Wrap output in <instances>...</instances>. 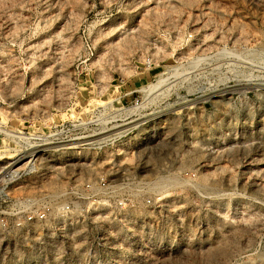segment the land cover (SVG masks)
I'll return each mask as SVG.
<instances>
[{"label":"rangeland","instance_id":"374dc122","mask_svg":"<svg viewBox=\"0 0 264 264\" xmlns=\"http://www.w3.org/2000/svg\"><path fill=\"white\" fill-rule=\"evenodd\" d=\"M1 219L0 264H264V0H0Z\"/></svg>","mask_w":264,"mask_h":264},{"label":"built area","instance_id":"2783aa9c","mask_svg":"<svg viewBox=\"0 0 264 264\" xmlns=\"http://www.w3.org/2000/svg\"><path fill=\"white\" fill-rule=\"evenodd\" d=\"M98 182H96L97 184H95L93 182L88 181L85 184L86 189L89 191V195L94 194L97 186H98V188L102 187L101 185H99L100 183H103L104 185H106L107 181L104 179H101ZM108 185H110V184H108ZM85 187H83V189H85ZM110 187L112 188V187H116V186L110 185ZM107 188H108V186H107ZM72 189H73L72 190L73 193L72 192H70V193H72L73 196L70 197L69 200L64 201L60 205V208H59V212L61 214V217H63L64 219L72 217V215H69L70 213L73 214V213H75V211H78V209H81L84 207L83 200L79 196H77L78 195V187L73 186ZM89 198L90 197L88 196V199ZM89 203H91V205L96 204L93 202H89ZM116 205L119 208H126L127 207L126 206L127 203L125 202L124 199H118L116 201ZM51 212L52 211L49 210L46 205H43L42 207H38L35 210L26 211L22 215L18 216L16 218V223L22 224V223H31L35 220H38V221L46 220L49 217V214ZM0 221H1V224L6 223L5 219H1ZM147 247L150 248L149 246H147ZM114 254L115 253L109 252V253L103 255V254H97V252H94V253L90 252L88 255H91V259L93 258L94 261L91 262V260H90V262H88L87 264H119L117 257L119 258L120 254L118 256H114Z\"/></svg>","mask_w":264,"mask_h":264}]
</instances>
